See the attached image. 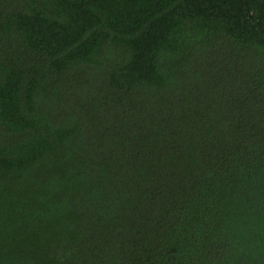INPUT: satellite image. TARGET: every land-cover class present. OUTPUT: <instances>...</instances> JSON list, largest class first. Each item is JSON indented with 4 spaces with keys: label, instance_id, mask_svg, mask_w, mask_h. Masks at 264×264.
I'll use <instances>...</instances> for the list:
<instances>
[{
    "label": "trees",
    "instance_id": "obj_1",
    "mask_svg": "<svg viewBox=\"0 0 264 264\" xmlns=\"http://www.w3.org/2000/svg\"><path fill=\"white\" fill-rule=\"evenodd\" d=\"M0 264H264V0H0Z\"/></svg>",
    "mask_w": 264,
    "mask_h": 264
}]
</instances>
